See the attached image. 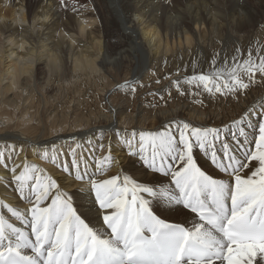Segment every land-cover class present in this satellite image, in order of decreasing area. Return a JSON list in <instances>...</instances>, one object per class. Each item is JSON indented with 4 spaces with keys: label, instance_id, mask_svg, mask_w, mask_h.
Returning <instances> with one entry per match:
<instances>
[{
    "label": "bare ground",
    "instance_id": "obj_1",
    "mask_svg": "<svg viewBox=\"0 0 264 264\" xmlns=\"http://www.w3.org/2000/svg\"><path fill=\"white\" fill-rule=\"evenodd\" d=\"M56 1L0 0V149L5 143L17 146L19 155L16 165H25L21 173L25 193L28 177L31 174L38 177L32 189L37 194V200L42 202L45 196L50 195V173L64 180L63 191L87 192L93 189L102 199L101 207L114 210H109L103 216L102 223L97 218L89 224L77 215L71 203L53 198L48 206L40 209L37 218L31 204L18 202L11 186L7 189L0 187V196H3L0 205L10 213L9 217L24 222L25 214L36 216L25 222V227L31 229L32 233L11 229L12 236L19 234L20 245L17 249L12 245L3 256L13 251L29 258L33 264H56L57 257L70 250L75 252V256L79 252L77 261H85L81 260L82 255L90 257L96 251L106 250L115 255L118 264H123L132 247V235L126 240V233L133 234L137 229L148 231L153 222L157 226L168 227V230L181 228L180 224H183L189 231L194 221H185L181 213H170L169 207L173 206L159 197L153 201L141 195V185L118 188L106 176L103 182L100 177L89 176H85L81 182L79 175L75 180L65 179L49 162L51 153L41 146L52 141L67 145L65 138H92L99 129L106 130L110 140L115 130H154L172 120L214 126L212 122L215 121L227 123L221 118L228 110H234L235 106L240 107L241 111L250 105L259 109L260 103L264 102V91L248 97L244 104L239 105L245 93L242 90L239 96H230L226 111L225 100L220 105L216 103V109L219 107L224 115L206 113L205 106L216 102L218 96L210 97L200 90L203 99L187 96L181 98L183 101L175 107L164 108L155 115L146 111V108L154 107L148 104V96L152 92L160 93L164 98L175 89V85L168 87V82L162 88L140 94L139 106L129 114L128 94L116 93L115 82L119 79L116 73L121 71L119 76H129L125 81L136 82L140 90L152 86L151 80L158 76L159 70H165L170 80L183 73V68H191L193 64L205 71L210 50L221 53L239 48L241 54L246 55L244 50H252L255 43L264 40V31L254 28L249 21V17L259 19L264 16V0ZM117 6L119 10L116 11ZM174 20H181V23L177 25ZM231 24L232 33L228 31ZM219 42L222 47L218 46ZM196 50L200 54L195 56ZM193 86L184 85L182 81V87L188 88L189 92L196 90ZM103 94L110 102V108L105 106L109 112L84 114L88 108L86 102L98 101ZM118 96L120 103H117ZM175 97L180 100L177 95ZM100 107H104L103 103ZM192 131L194 136L207 137L209 142L214 135L208 129ZM226 139L229 142L232 140L230 133ZM232 148L236 150L235 145ZM219 150L223 153V161L215 150L198 154L199 163L207 173L213 172L214 165L233 168L240 163L227 146ZM37 153L40 154L39 158ZM236 155L240 156L238 150ZM147 162L153 167L167 166L166 162L161 165L158 158ZM121 164L130 167L128 157L121 156ZM104 167L106 169L108 166L105 164ZM135 167L141 168L139 161ZM40 173H44L43 179L39 178ZM104 174L107 175V172ZM198 174L208 179L205 173ZM152 175L153 172L148 171L144 176L142 169L136 173L142 179H151ZM3 183L4 177L0 176V184ZM169 183V179L161 181L165 186ZM107 186L113 187L114 198L121 201L118 207L106 195ZM128 193L132 194L131 201L122 199ZM257 199L264 201V184L260 185ZM145 200L151 202V208L160 211L149 210L143 203ZM64 203L67 206L63 208ZM53 205L55 210L49 214L48 208ZM134 210L137 212L133 214ZM97 214L94 209L88 215L96 217ZM59 222L63 225L62 238L60 234L54 235L50 231ZM2 226L0 237H4L3 228H11L5 224Z\"/></svg>",
    "mask_w": 264,
    "mask_h": 264
},
{
    "label": "snow or ice",
    "instance_id": "obj_2",
    "mask_svg": "<svg viewBox=\"0 0 264 264\" xmlns=\"http://www.w3.org/2000/svg\"><path fill=\"white\" fill-rule=\"evenodd\" d=\"M249 21L254 28L264 31V16L259 19L249 17ZM241 51L234 48L231 52L212 53L207 57L211 71L205 72L193 64L191 68H183V75L178 73L174 80L169 81L168 87L175 85L176 94L185 95L187 98L189 89L182 87V81L184 85L194 84L196 90L192 93L193 99L201 95V86L203 93L210 97L217 94L239 96L242 90L247 93L257 76L264 80V48L257 42L256 49L244 50L246 55H242ZM137 90L138 85L134 81L115 82L116 93L130 94ZM199 102L203 103L202 100ZM197 128L202 132L205 129L211 130L214 133L211 141L209 142L207 137L194 136L192 130ZM229 133L232 136L230 142L226 139ZM147 137L151 139L148 140ZM65 139L68 140L67 145L52 141L46 146H41L51 153L49 162L65 179L75 180L79 175L81 182L85 176L100 177L103 182L106 176L118 188L141 185V195L151 197L153 201L159 197L173 206L169 207L170 213H181L185 221H194L184 243L177 250L174 264H181V261H186V264H234V261L235 264H264V201L257 199L260 185L264 184V102L260 103L259 109L250 105L230 122L222 121L218 126L172 120L154 130H115L110 140L104 129L96 130L92 138ZM233 145L240 156L236 155ZM225 146L240 163L233 168H218L214 165L213 172L207 173L199 163L198 154L215 150L216 155L223 161L224 156L219 149ZM18 155L16 145L5 143L3 149H0V176L5 180L0 187L7 189L11 186L18 202L31 204L38 217L40 209L48 206L53 198L71 203L77 215L89 224L97 220V217L88 215L94 209L101 213V223L103 216L109 210H114L101 207L100 195L93 189L87 192L63 191L64 180L50 173V195L42 202L37 200V194L32 189L38 177L35 174L28 177L25 193L21 177L25 165H16ZM36 155L39 158L40 154ZM121 156L128 157L130 167L121 164ZM153 158H158L161 165L166 162L167 166L153 167L147 162ZM137 161L141 168L135 167ZM98 162H101L99 167ZM105 164L108 166L106 169ZM141 169L144 176H147L148 171H152V178L137 177L136 173ZM198 172L205 173L208 179ZM39 178L43 179L44 173H40ZM164 179L170 180L167 186L161 184ZM107 188L106 194L110 201L118 207L121 201L114 198L113 187ZM0 199H3V196H0ZM122 199L131 201L132 194L128 193ZM143 203L151 211H160L151 208L149 200ZM54 210V205L49 207V214ZM0 215L9 217L10 213L0 205ZM180 225L184 227L183 224ZM226 228L231 232L230 238H225ZM189 236L194 237L191 248H188L187 244ZM60 237H63V231ZM173 240L172 236L161 238L163 244H170ZM153 243L154 241L146 244L143 249L145 255L152 252ZM11 247V239L0 237V264H21L18 259L3 258L5 250ZM241 252L242 255H237ZM76 255L79 256V252ZM73 264H87V261L74 260Z\"/></svg>",
    "mask_w": 264,
    "mask_h": 264
},
{
    "label": "rangeland",
    "instance_id": "obj_3",
    "mask_svg": "<svg viewBox=\"0 0 264 264\" xmlns=\"http://www.w3.org/2000/svg\"><path fill=\"white\" fill-rule=\"evenodd\" d=\"M61 1L62 0H57L56 2H58V3H61ZM116 4H118V3H116ZM118 7L119 6H117V7H115V10L117 11V10H119L118 9ZM175 22H176V24L177 25H179L180 23H181V20H174ZM174 22V23H175ZM231 26H232V24L230 25V28H229V32L230 33H232V31L230 30L231 29ZM235 35V34H234ZM260 47L261 48H264V40H262L260 43ZM218 46L219 47H222V44H220V42L218 43ZM257 48V43H255V47H253V49H256ZM212 53H220V51H215V50H210V52L208 53L209 54V56L212 54ZM200 54V52L198 51V50H196L195 51V56L196 55H199ZM254 59H255V57H254ZM195 62V60H193V63ZM208 62V61H207ZM205 71L206 72H208V71H211V69H210V67H209V64H208V68H206L205 69ZM126 72V71H125ZM127 72H129V71H127ZM120 73H121V71H119V72H117L116 73V75L118 76V82H124L125 80H126V78H128V77H123V76H119L120 75ZM179 74H181V75H183V73H179ZM115 75V76H116ZM123 79V80H122ZM156 79H160V80H156ZM154 80V81H153ZM152 82H151V84H152V86L151 87H149V88H143V89H140V90H137L135 93H130V94H128V103H129V106L131 107V109L129 110V114L133 111V110H135V107L136 106H139V102H138V96L140 95V94H143V93H146L147 91H150V90H155V88L157 89V88H162L165 84H167L169 81H170V78L169 77H167V74H166V71L165 70H159V74H158V76L157 77H154V78H152V80H151ZM246 82H247V80H246ZM193 88H196L195 86H193ZM200 90H203V89H200ZM260 90V91H259ZM257 91H259V92H257ZM264 91V80H262L260 77H258L257 79H255V82L254 83H252V84H250V87H249V90L247 91V93H244V96H243V98L241 97V101H240V104H239V102H235L236 103V105H241V104H244L245 103V101H246V99H248V97H252V95H259L260 94V92H263ZM194 92V91H193ZM192 91L191 92H188V94H187V96H193L192 95V93H193ZM43 93V92H42ZM155 93V94H154ZM152 92V94L151 95H149L148 97L150 98V101L148 102V104L149 105H154V107H150V108H146V111H150L153 115H155L156 113H158V112H160V111H162L164 108H167V109H169V108H172V107H175L174 105H177V104H179L180 102H182L183 100L181 99V98H185V95H177L176 94V92H175V89L171 92V94L170 95H168V96H166V97H164V98H161V94L160 93H157V92ZM104 95L105 94H103L102 95V98H101V96L99 97V100L98 101H87L86 102V104H87V110H85L84 111V114H88V113H96V112H100V113H103V114H105V113H107V112H109V110H106L105 109V106H107V108H110L111 107V105H110V102L107 100V98H105L104 97ZM175 95H177L178 96V98H180V100L178 101V99L175 97ZM217 96H218V99H217V101L216 102H214L213 104H211V105H206L205 107L207 108L206 110H205V112L206 113H216V112H218V113H222V112H220V108L218 107V109H216L217 108V102H218V105H220V104H222L221 102H222V100H225L226 101V104H224V111H226V107H227V105H228V99L230 98L231 99V97L230 96H228V98L226 97V96H220V95H218L217 94ZM199 97V99H203V96H202V94L201 95H199L198 96ZM93 98H95V97H93ZM123 98V97H122ZM92 99V98H91ZM117 99H118V102L117 103H120V97L118 96L117 97ZM116 99V100H117ZM48 101H50V99H48ZM101 103H103V105H104V107L103 108H101L100 106H101ZM216 104V105H215ZM91 107H96L95 109H91ZM213 108V109H212ZM245 108V107H244ZM210 109H211V111H210ZM239 109V110H238ZM209 110V111H208ZM219 110V111H218ZM134 112V111H133ZM241 112V108L240 107H236L235 106V108H234V110L233 109H230V110H228L226 113H225V115L222 113V115H224L223 116V118H221V119H224L226 122H229V121H231V119H233V118H235V116L238 114V113H240ZM219 124H221V122L220 123H218V122H212V125H219ZM13 130V129H12ZM80 130V129H79ZM51 133H52V131H51ZM56 134H58V133H56ZM114 190V189H113ZM107 195V194H106ZM108 196V195H107ZM48 198V196H45L44 197V200L45 199H47ZM147 198H150L151 199V197H148L147 196ZM102 199L100 198V200H99V202L101 201ZM65 206H67V203H64L63 205H62V207L64 208ZM56 208H58L59 209V206H57ZM135 212H137V211H133V214L135 213ZM98 214H97V218H99L100 217V215H101V213H99V212H97ZM117 216V215H116ZM24 222H20L18 219H12L11 217H5V216H3V215H0V227H3L2 226V224H5L6 226H10L11 228L8 230V229H5V228H3V230H5L4 231V233H3V235H4V237H6V238H9V239H11V241H12V245H13V247H15L16 249H17V247H19V245H20V236H19V234L18 235H16V236H12V234H10V232H11V229H18L19 231H22V230H28L29 232L28 233H32V231H31V229H29V228H27V227H25V222H27V221H31V220H33V219H35L36 218V216L35 215H28V214H25L24 216ZM37 218H38V216H37ZM69 223V225H71L72 224V222L71 221H69L68 222ZM105 225H102V227H104ZM62 229H63V225L59 222V223H57V224H55L51 229H50V231H52L53 232V234L54 235H58V234H60L61 233V231H62ZM96 230H98V229H96ZM240 254V253H239ZM239 254H237V255H239Z\"/></svg>",
    "mask_w": 264,
    "mask_h": 264
}]
</instances>
